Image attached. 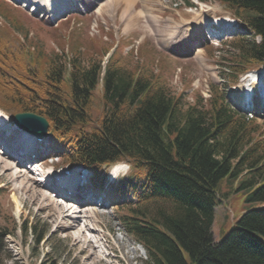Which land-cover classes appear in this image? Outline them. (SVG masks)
Instances as JSON below:
<instances>
[{
    "label": "trees",
    "instance_id": "16d2710c",
    "mask_svg": "<svg viewBox=\"0 0 264 264\" xmlns=\"http://www.w3.org/2000/svg\"><path fill=\"white\" fill-rule=\"evenodd\" d=\"M215 1L245 29L226 42L231 51L220 63L222 79L232 84L264 63V0ZM17 17H8L10 27L24 26ZM113 44L90 46L87 54L72 50L69 58L64 45L61 51L42 47L30 58L27 47L0 34V106L46 117L65 164H82L98 176L111 164L129 165L123 188L137 202L125 206L119 220L146 250L145 264H264L263 125L216 85L207 102L199 94L188 103L149 46L137 57L121 45L103 67L101 57ZM224 177L237 181L247 208L215 242V207L228 194L220 190ZM15 226H0V264L12 259L2 249ZM30 229L38 244L45 231Z\"/></svg>",
    "mask_w": 264,
    "mask_h": 264
},
{
    "label": "rangeland",
    "instance_id": "374dc122",
    "mask_svg": "<svg viewBox=\"0 0 264 264\" xmlns=\"http://www.w3.org/2000/svg\"><path fill=\"white\" fill-rule=\"evenodd\" d=\"M3 1L4 11L2 12L4 15H0V34L10 35L16 45L22 43L23 47H28L31 52L27 56L30 58L42 47L47 51H50L51 48L60 51L63 45V49L69 47V51H80L87 54L90 52V46L94 49H100V47L111 45L115 40V38L114 40L112 38V33L113 35L115 33L120 38V44L125 46V51H134L137 57L140 56L139 50L141 47L149 46L153 56L156 58L157 64L156 62L155 64L159 69H162L172 89L175 92H185L189 102H193L198 93L203 95V92L210 89L213 84L223 88L222 79L219 76V68L222 56L229 54V49L231 51V47L226 44L231 37L214 42L204 40L205 42L198 50L182 53L181 50L185 47L174 46L170 42L171 30L169 29L180 22H184L185 26L187 23H192L188 25L191 29L197 25L206 28L208 23H216L219 19H226L227 23L229 22L233 25L237 23L235 27L236 33L241 31V28H238L241 27L238 21L235 23L228 19L230 17L234 18L231 12L223 4L215 0L206 2L191 0L190 2L194 6L190 8L186 6V0H155L164 4L163 8L158 7L160 11L156 10V15H153L159 21L158 25L163 28V30L159 31L157 22L149 24L148 18L145 17V19L141 15L137 24L134 23L130 29L129 21L122 18L124 5L122 6L123 8L121 7L122 10L120 8L115 15L105 13L103 16H98L95 11L96 8L89 12L72 10L51 23L48 18L42 17L41 14H29L21 4L14 5L9 2L10 0ZM155 4L160 5L158 2ZM131 6L129 8L135 11L136 14L143 8L141 1L137 3L135 8L133 5ZM12 14L16 17L18 16L17 18L24 26L21 25V28L11 26L10 29L8 17ZM67 17L70 18L65 21ZM199 21H201L200 25ZM154 34L158 35V37L161 36V38ZM205 34L207 35V32ZM192 35H198V32H192ZM105 40H108V42H104ZM75 45H77L76 48H73ZM109 55L107 54V56ZM103 57L102 60L104 59ZM261 68L254 69L251 73L255 75ZM243 78L244 76L239 81L242 82ZM242 91L241 84L233 83L226 86V92L233 97ZM97 94L101 96V88L98 89ZM2 111L8 113L6 123L14 128L13 113L16 111L14 109H3ZM246 114L249 118H256L264 127L263 112L248 111ZM45 141L51 145L48 147L59 153V144L56 138L49 135ZM0 156L3 158L12 157L3 153H0ZM12 160L16 164L14 157H12ZM45 161L48 166L57 162H60L61 165H66L65 163L62 164V158L56 155ZM120 167L122 172L118 181L113 183L114 174L112 178L107 173L105 176L98 178V181H100L102 177H105L107 189H113L116 198L120 199L115 204L108 203L102 206L101 204L99 206L94 204L92 206L99 212L96 223L100 233L97 240H100V244H97V246H103L102 244L107 242V249L111 254L110 258L99 264H145L147 259L146 250L125 230L119 220L121 212L125 209L124 207L129 203L137 202L134 194L125 191L121 187L122 180L126 178L130 171L129 166L124 164ZM18 170L27 171L29 175L36 180L38 179L35 174L29 172L24 166H18ZM38 181L40 182V180ZM20 183L21 181L14 179L9 171L0 168V186L3 188L2 203L0 205V226L6 223H9L10 226L18 224L17 227L15 226V233L7 235L4 241L2 250L6 251L7 256L12 257V259H4V264H16L15 262H23L25 264H41V262L45 264H85L83 260L86 253H81V250L86 247V244L83 242L80 246H74L75 240H73L71 232L69 237L68 229L57 230V226L51 219L47 207L39 208L36 205H31L29 200L26 201L25 195L19 188ZM232 185L230 178L225 177L221 181V192L230 193L218 202L215 211L213 224L215 242H219L231 231L237 219L247 208L244 193L233 190ZM41 189L52 197H56L50 194L43 186H41ZM58 199L68 201L62 198ZM76 219L72 218L73 221ZM15 221L17 223H13ZM24 226L28 229L27 231ZM30 226L42 227L45 231L44 238L38 244H36L34 232L30 229ZM9 228L12 229V227ZM76 231L72 232L78 234L79 232ZM87 236L92 237V234L87 233ZM100 246L98 250H102Z\"/></svg>",
    "mask_w": 264,
    "mask_h": 264
},
{
    "label": "bare ground",
    "instance_id": "6f19581e",
    "mask_svg": "<svg viewBox=\"0 0 264 264\" xmlns=\"http://www.w3.org/2000/svg\"><path fill=\"white\" fill-rule=\"evenodd\" d=\"M23 1H30V0H23ZM32 1L33 2L31 3L27 11L29 13H31L30 11H32L33 14H41L42 17H47L49 22L51 23H52V17H55L58 11L60 10V7L62 9L63 6L67 7L69 5L72 7L70 8V10L77 9L84 12H89L90 10H94L96 8L95 11L97 15L103 16V14L105 13H109V15L110 14L115 15V13L124 5L122 18L129 21L130 29L134 23L137 24L140 15L141 17L144 18L147 17L149 20V24L151 22L152 23L157 22L158 25L159 21L156 19V16L153 15H156L155 11L156 10L160 11L159 8H163L162 6L164 5L161 2L155 0H32ZM139 1L142 2L143 8L142 10L138 11L139 14L138 15L135 13V11H132L129 7L133 5L135 8ZM156 2L160 3V5H156L155 4ZM48 13H51L50 15L52 17L48 15ZM183 23L184 22H180L176 24L174 27H171L169 29L171 30V34H170L171 39L178 30V26ZM189 24L192 23H188V25ZM200 24L201 21H199V25ZM188 25L185 28H183L180 37L174 43V45L176 46L178 45L185 47L183 50H181L182 53H189L198 50V48H200V46L205 41H207V37H208L204 35V32L207 28L197 25L196 27L191 29L189 28ZM207 26L208 25H206V27ZM159 30H163V28H161L158 25V31ZM192 32H196V33L198 32V35H192ZM156 36L158 37V35ZM159 37L161 38V36ZM247 80L248 77L246 76L244 81L247 82ZM255 83L256 81L253 82L252 85L256 86ZM240 94H236L235 97L238 98ZM238 103L239 105L242 104V102H238ZM256 111L257 112L263 111V109H261V104H259L258 109H256ZM26 131L28 130L16 127V131H14L13 135L20 136L21 132H26ZM4 152L7 151L4 150ZM10 156L14 157V155H10ZM12 157L3 158L0 156V168L9 171L14 179H19L21 181L19 188L22 191V193L25 195L24 198L26 199V201L29 200L31 205H36L39 208L47 207L49 209V215L53 220V222L56 224L57 230L68 229L69 237L71 232V236L74 238L73 240H75L74 246L76 247L80 246L83 242L84 244H86V247L81 250V253H86V256L83 260L85 261L84 263L99 264L102 261H105L108 258H110L111 254L107 249L108 246L107 242H104V244H102L103 246L100 245L97 246V244H100V240H97L99 238L100 233L98 231L99 229L97 228V223H96V219L99 216V212H97L96 209L92 207L95 204L94 200L88 202L81 201L78 198L72 200L73 197H69L66 195L65 191L60 192L59 190L58 192L62 195L59 196L57 194L56 197H52L47 192L41 189L42 184H40L41 182L38 181L39 179L36 180L33 176L29 175L27 171L18 170V165L12 162L13 161ZM36 169H38V167ZM47 173L48 172H46V174ZM52 186L53 184L50 185V187ZM107 193L109 196H105V197L107 198L108 202H110V204H115L120 200L119 198H116L115 191L113 189H109ZM58 198L66 199L68 201H61ZM73 217L77 219L73 221L72 220ZM76 230L79 232L78 234L72 232ZM87 233L92 234V237H88ZM102 241L101 243H103ZM99 246L102 247V250H98Z\"/></svg>",
    "mask_w": 264,
    "mask_h": 264
},
{
    "label": "water",
    "instance_id": "95a60500",
    "mask_svg": "<svg viewBox=\"0 0 264 264\" xmlns=\"http://www.w3.org/2000/svg\"><path fill=\"white\" fill-rule=\"evenodd\" d=\"M14 121L31 131H36L40 135H45L48 129V121L43 116L34 114L32 112L18 113Z\"/></svg>",
    "mask_w": 264,
    "mask_h": 264
}]
</instances>
